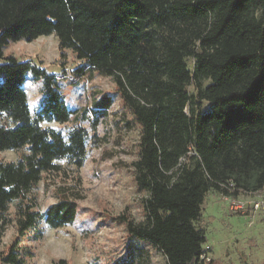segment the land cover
<instances>
[{
  "label": "trees",
  "instance_id": "obj_1",
  "mask_svg": "<svg viewBox=\"0 0 264 264\" xmlns=\"http://www.w3.org/2000/svg\"><path fill=\"white\" fill-rule=\"evenodd\" d=\"M50 35L61 57L69 50L82 62L77 76L112 79L140 127L132 167L147 195L145 220L126 223L129 237L152 245L166 264H213L200 259L207 194L264 190V0H0V153L23 150L14 163L0 162V240L12 204L16 228L3 264H25L18 245L40 221L59 229L76 218L71 188H58L43 215L34 191L43 175H64L60 163L83 166L88 133L42 128L81 119L53 75L3 54L9 43ZM29 74L42 80L34 115L22 88ZM112 103L102 95L92 107L102 118ZM113 264L139 263L128 248Z\"/></svg>",
  "mask_w": 264,
  "mask_h": 264
},
{
  "label": "rangeland",
  "instance_id": "obj_2",
  "mask_svg": "<svg viewBox=\"0 0 264 264\" xmlns=\"http://www.w3.org/2000/svg\"><path fill=\"white\" fill-rule=\"evenodd\" d=\"M3 54L56 77L67 108L81 119L65 124L42 122V128L64 135L78 125L89 136L83 166L75 171L60 163L64 175H43L34 191V211L43 215L59 198L58 188H71L69 192L78 198L76 218L59 229H51L40 221L36 230L26 234L18 245L25 264H113L128 248L135 252L139 264H166L157 249L129 237L126 230L127 222L145 220L142 202L147 195L137 188L133 177L140 127L123 106L112 79L88 72L77 76L76 69L83 66L82 62L69 50H64L61 57L53 35L30 43H9ZM22 88L34 115L41 100L42 80L29 74ZM102 95L111 96L113 103L105 117L99 118L92 103ZM97 117L92 131L91 124ZM22 153L23 150L1 152L0 162L14 163ZM260 195L240 194L236 199L248 203V207L239 212L230 209V200L207 194L198 224L205 231V260L213 264H264V211L253 212L249 205ZM14 206L10 205L11 223L0 240V264L16 238Z\"/></svg>",
  "mask_w": 264,
  "mask_h": 264
},
{
  "label": "built area",
  "instance_id": "obj_3",
  "mask_svg": "<svg viewBox=\"0 0 264 264\" xmlns=\"http://www.w3.org/2000/svg\"><path fill=\"white\" fill-rule=\"evenodd\" d=\"M55 79L58 81V79L55 77ZM259 193H262V195H260V198L258 200H256L255 202H252L251 204V209L253 212H256V211H264V190L259 192ZM258 194V193H257ZM239 196V195H238ZM225 200H230V209H232L233 211H244L247 207H248V203L246 202H241V201H238V199L236 198H226V197H223ZM200 259H204V256L202 255L200 257ZM206 261H208L206 259Z\"/></svg>",
  "mask_w": 264,
  "mask_h": 264
},
{
  "label": "crops",
  "instance_id": "obj_4",
  "mask_svg": "<svg viewBox=\"0 0 264 264\" xmlns=\"http://www.w3.org/2000/svg\"><path fill=\"white\" fill-rule=\"evenodd\" d=\"M240 196V195H239ZM239 196H237V198H239Z\"/></svg>",
  "mask_w": 264,
  "mask_h": 264
}]
</instances>
